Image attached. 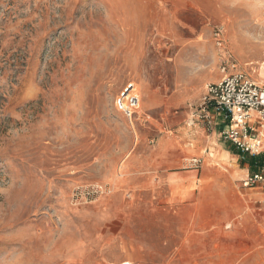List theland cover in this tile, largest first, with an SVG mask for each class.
<instances>
[{"label":"rangeland","instance_id":"1","mask_svg":"<svg viewBox=\"0 0 264 264\" xmlns=\"http://www.w3.org/2000/svg\"><path fill=\"white\" fill-rule=\"evenodd\" d=\"M178 62L264 86V0H0V264H264L243 186L264 154L124 162L142 144L115 100L133 87L135 122L138 76L169 95Z\"/></svg>","mask_w":264,"mask_h":264},{"label":"crops","instance_id":"2","mask_svg":"<svg viewBox=\"0 0 264 264\" xmlns=\"http://www.w3.org/2000/svg\"><path fill=\"white\" fill-rule=\"evenodd\" d=\"M182 66L183 62H178L175 70L176 76L173 80L174 88L169 95L155 88L144 76H138V86L143 100L141 108L143 115L138 116L135 122L130 123V126L134 135V144L139 136L142 152H137L134 156L131 155L133 151L130 152L124 162L203 159L205 167L213 163L223 167L226 164H235V158H237V160L241 159L242 165H247L246 160L250 161L251 158L239 155L231 144L221 140V133L226 124L219 114L210 111L211 126L205 125L198 118L200 113H196V107L204 97L207 79L203 71L193 73L183 69ZM165 80L162 84L166 86L168 79ZM217 81L216 78L213 83ZM159 131H164L165 134L158 138L156 134ZM146 148H148L147 151H144ZM195 172L190 170L184 176L191 184H194L196 179ZM199 177H201L200 180H205L208 177L206 171L201 169ZM171 178L176 179L177 177L172 176ZM182 192L181 195H176L180 197ZM259 197L261 199L260 194Z\"/></svg>","mask_w":264,"mask_h":264},{"label":"built area","instance_id":"3","mask_svg":"<svg viewBox=\"0 0 264 264\" xmlns=\"http://www.w3.org/2000/svg\"><path fill=\"white\" fill-rule=\"evenodd\" d=\"M205 90L196 107V113H200L198 118L211 126L210 111L219 114L226 124L221 140L231 144L243 157L258 159L264 154V86L253 82L246 74L236 72L225 75L217 83L207 84ZM134 94L133 87L128 85L114 105L129 123H132L137 110L138 97ZM193 163L197 168L199 162L193 160ZM243 186L261 195L264 215V163L248 174Z\"/></svg>","mask_w":264,"mask_h":264},{"label":"trees","instance_id":"4","mask_svg":"<svg viewBox=\"0 0 264 264\" xmlns=\"http://www.w3.org/2000/svg\"><path fill=\"white\" fill-rule=\"evenodd\" d=\"M258 159H251L250 162H249V167L253 168V166L255 165L256 161H258ZM261 161H262V159H261ZM262 163H264V162H262Z\"/></svg>","mask_w":264,"mask_h":264},{"label":"bare ground","instance_id":"5","mask_svg":"<svg viewBox=\"0 0 264 264\" xmlns=\"http://www.w3.org/2000/svg\"><path fill=\"white\" fill-rule=\"evenodd\" d=\"M264 65V63L261 64V66ZM138 104V103H137Z\"/></svg>","mask_w":264,"mask_h":264}]
</instances>
